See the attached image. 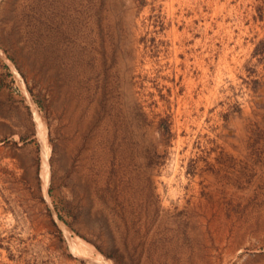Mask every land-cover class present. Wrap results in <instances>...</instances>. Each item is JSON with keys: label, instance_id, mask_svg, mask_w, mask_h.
I'll return each instance as SVG.
<instances>
[{"label": "rangeland", "instance_id": "obj_1", "mask_svg": "<svg viewBox=\"0 0 264 264\" xmlns=\"http://www.w3.org/2000/svg\"><path fill=\"white\" fill-rule=\"evenodd\" d=\"M0 264H264V0H0Z\"/></svg>", "mask_w": 264, "mask_h": 264}]
</instances>
